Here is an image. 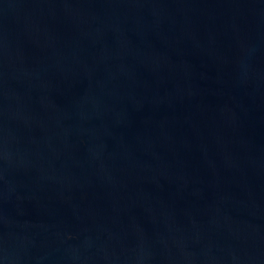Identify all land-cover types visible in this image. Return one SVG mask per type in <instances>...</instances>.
<instances>
[{"label":"water","instance_id":"obj_1","mask_svg":"<svg viewBox=\"0 0 264 264\" xmlns=\"http://www.w3.org/2000/svg\"><path fill=\"white\" fill-rule=\"evenodd\" d=\"M0 264H264V0H0Z\"/></svg>","mask_w":264,"mask_h":264}]
</instances>
